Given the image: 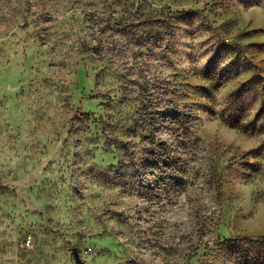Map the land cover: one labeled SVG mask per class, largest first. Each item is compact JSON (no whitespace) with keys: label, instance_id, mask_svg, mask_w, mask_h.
I'll return each mask as SVG.
<instances>
[{"label":"rangeland","instance_id":"rangeland-1","mask_svg":"<svg viewBox=\"0 0 264 264\" xmlns=\"http://www.w3.org/2000/svg\"><path fill=\"white\" fill-rule=\"evenodd\" d=\"M263 236L264 0H0V264H264Z\"/></svg>","mask_w":264,"mask_h":264},{"label":"water","instance_id":"water-1","mask_svg":"<svg viewBox=\"0 0 264 264\" xmlns=\"http://www.w3.org/2000/svg\"><path fill=\"white\" fill-rule=\"evenodd\" d=\"M72 254L75 258L76 262H80V257H79V253H78V249L76 247L72 248ZM113 264H120V263H113Z\"/></svg>","mask_w":264,"mask_h":264},{"label":"trees","instance_id":"trees-1","mask_svg":"<svg viewBox=\"0 0 264 264\" xmlns=\"http://www.w3.org/2000/svg\"><path fill=\"white\" fill-rule=\"evenodd\" d=\"M185 12H191V11L180 10V11H177V12H175V13H172L171 16H176V15L184 14ZM263 237H264V236H263Z\"/></svg>","mask_w":264,"mask_h":264},{"label":"built area","instance_id":"built-area-1","mask_svg":"<svg viewBox=\"0 0 264 264\" xmlns=\"http://www.w3.org/2000/svg\"><path fill=\"white\" fill-rule=\"evenodd\" d=\"M26 245H30V239H26Z\"/></svg>","mask_w":264,"mask_h":264}]
</instances>
